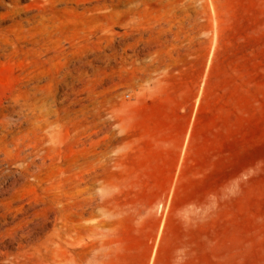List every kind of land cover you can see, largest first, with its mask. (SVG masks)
<instances>
[{"label": "rangeland", "instance_id": "1", "mask_svg": "<svg viewBox=\"0 0 264 264\" xmlns=\"http://www.w3.org/2000/svg\"><path fill=\"white\" fill-rule=\"evenodd\" d=\"M174 96L232 102L231 182ZM0 264H264V0H0Z\"/></svg>", "mask_w": 264, "mask_h": 264}, {"label": "crops", "instance_id": "2", "mask_svg": "<svg viewBox=\"0 0 264 264\" xmlns=\"http://www.w3.org/2000/svg\"><path fill=\"white\" fill-rule=\"evenodd\" d=\"M195 112L189 108L180 110L179 107L186 102V98L173 97V104L167 111L161 113L147 111L145 119L148 120L153 114V119H166V141L169 149L176 153L184 140L190 127L188 142L185 152H194L198 149L200 158L203 160L202 167L209 168L213 162L225 161V172L214 175L217 185H226L233 180V151H234V111L232 102L228 104L225 98L205 97ZM229 161V175L227 171ZM210 173H203L201 182L208 181Z\"/></svg>", "mask_w": 264, "mask_h": 264}, {"label": "bare ground", "instance_id": "3", "mask_svg": "<svg viewBox=\"0 0 264 264\" xmlns=\"http://www.w3.org/2000/svg\"><path fill=\"white\" fill-rule=\"evenodd\" d=\"M155 254V253H154Z\"/></svg>", "mask_w": 264, "mask_h": 264}]
</instances>
